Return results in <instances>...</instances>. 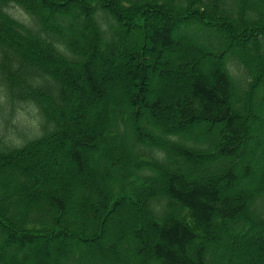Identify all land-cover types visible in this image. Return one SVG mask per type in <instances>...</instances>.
Listing matches in <instances>:
<instances>
[{"label":"trees","instance_id":"obj_1","mask_svg":"<svg viewBox=\"0 0 264 264\" xmlns=\"http://www.w3.org/2000/svg\"><path fill=\"white\" fill-rule=\"evenodd\" d=\"M222 250L264 264V0H0V264Z\"/></svg>","mask_w":264,"mask_h":264},{"label":"rangeland","instance_id":"obj_2","mask_svg":"<svg viewBox=\"0 0 264 264\" xmlns=\"http://www.w3.org/2000/svg\"><path fill=\"white\" fill-rule=\"evenodd\" d=\"M134 31H136V30H134ZM254 127H255V125H254ZM111 144L112 145H114L115 146V150L117 151V154L119 153V150H121L120 148H121V144H118L117 143V141H113L112 140V142H111ZM245 151H247V149L245 150ZM52 153V152H51ZM49 154V155H47L46 156V161L47 160H49V159H51V156L53 155V154ZM239 164V163H238ZM236 171L237 172H239V168L238 167H236ZM257 176H259V173H257ZM133 178H132V181H128V183L130 184H128L129 186V188H125V190L123 191V195L127 198V205H129V209H127L126 210V215H127V217H128V219H130V218H132L133 217V215L135 214V211L137 210V206H138V202L134 199V193H135V191L137 190V189H139V187L141 186L140 185V183H139V181H135V179H134V176H132ZM145 186V185H144ZM144 186H142V187H144ZM40 189L42 190V191H44V188H42V186L40 187ZM116 226H115V224L113 223V222H111L110 223V225H109V229L106 231L105 230V232L107 233V234H113V238H115V236H116ZM114 241V240H113ZM103 244H106L104 241H101ZM106 247H108V245L106 244ZM224 251V252H223ZM228 251V250H227ZM227 251H225V250H222L220 253H217L216 254V261H218L219 263L221 262V264L223 263V264H226V255H227ZM225 253V254H224ZM125 254V255H124ZM123 254V256H125V257H127V256H132L131 254L132 253H130V252H127V253H124ZM125 257L124 258H122V260L120 261L121 262V264L125 261V263L128 261V260H126L125 259ZM138 262H131L130 264H137Z\"/></svg>","mask_w":264,"mask_h":264}]
</instances>
